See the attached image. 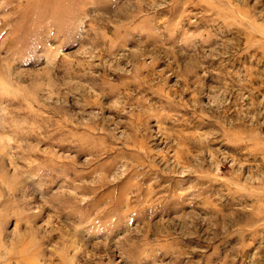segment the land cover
Masks as SVG:
<instances>
[{
    "label": "rangeland",
    "instance_id": "1",
    "mask_svg": "<svg viewBox=\"0 0 264 264\" xmlns=\"http://www.w3.org/2000/svg\"><path fill=\"white\" fill-rule=\"evenodd\" d=\"M0 264H264V0H0Z\"/></svg>",
    "mask_w": 264,
    "mask_h": 264
}]
</instances>
